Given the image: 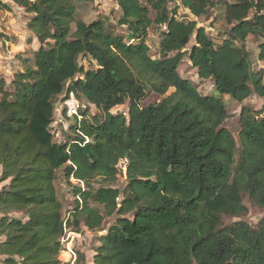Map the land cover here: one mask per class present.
<instances>
[{
  "label": "trees",
  "instance_id": "16d2710c",
  "mask_svg": "<svg viewBox=\"0 0 264 264\" xmlns=\"http://www.w3.org/2000/svg\"><path fill=\"white\" fill-rule=\"evenodd\" d=\"M78 1L92 0H0V11L30 15L39 43L11 89L0 77L2 264H64L66 234L103 231L113 215L91 264H264V217L254 227L220 221L246 212L244 195L264 208V108H241L237 143L221 97L264 99L262 72L252 70L245 46L249 36L261 38L264 64V0H179L194 18L218 11L220 42L196 20L178 18L170 0H115V25L77 18ZM153 26L163 27L157 58L146 42ZM80 55L96 68L80 65ZM185 56L217 96L179 74ZM68 91L97 113L79 108L56 140L55 98ZM148 92L162 98L141 106ZM126 102V113L110 112ZM121 161L122 190L114 185ZM60 179L74 197L66 215ZM74 264H85L83 255Z\"/></svg>",
  "mask_w": 264,
  "mask_h": 264
},
{
  "label": "rangeland",
  "instance_id": "374dc122",
  "mask_svg": "<svg viewBox=\"0 0 264 264\" xmlns=\"http://www.w3.org/2000/svg\"><path fill=\"white\" fill-rule=\"evenodd\" d=\"M77 4V18L89 23L98 17L106 18L110 24L115 25L119 16V8L115 0H92L89 2L78 1ZM169 7L177 8L176 16L180 19H194L197 22V26H203L205 30L213 37L216 42H220L221 38L218 36L219 32L225 29L222 25L220 15L217 10H212L207 15L194 18L189 14L188 10L181 6L179 0H170L168 2ZM30 15L26 13L22 8L12 6L11 10L0 11V77L6 82V87L11 89L10 81L14 78V75L25 69L26 66L31 65L33 62V54L39 47V43L33 38L31 33L27 29V21ZM118 31H122L121 28H117ZM161 31L163 27L153 26L149 29V33L146 38V42L150 48V54L152 57H158L157 49L158 43L161 38ZM191 42L185 48L188 49ZM262 39L252 38L249 36L246 39L245 46L249 53V59L251 61V68L253 71H261L264 80V64L258 59V44ZM78 62L85 69L96 68L95 62L89 57L78 56ZM179 74L189 80L197 91L202 95H214L218 94L214 91V83L211 79H201L197 76L196 69L193 68L185 56L178 66ZM170 89L169 92H172ZM65 93L55 98V108L50 130L54 136V139H63V133L68 130L69 125L73 122V118L63 114V98ZM225 108L227 109L229 116L225 121V127L233 134L236 142L238 143V131H239V113L244 106L253 110H260L264 108V99L258 97L254 93L245 99L243 102L238 103L230 99L227 95L221 96ZM162 97L155 93L148 92V95L140 103L141 106H146L159 101ZM80 108H89V114L97 113V110L93 105L80 100ZM128 109V102L123 105L113 107L110 112H123L126 113ZM124 164H121L120 173L117 176L115 187L121 190L126 185V179L124 174ZM7 183V182H4ZM3 183V184H4ZM94 186L97 187L101 183L95 181ZM58 198L63 207L64 215L72 208L74 204V197L70 190L65 185L63 180H59L57 183ZM243 205L246 207V212L240 216H234L229 214H221L220 221L222 226H228L237 221H243L248 225L254 227L264 217V208H260L252 203L247 195L242 198ZM94 205V203H92ZM128 214V213H127ZM120 215H126L125 211H122ZM117 215H113L105 220L103 231L90 232L86 228H82L80 233L68 232L64 238L65 250L59 255L60 260L64 264H74V260L78 254L83 255L85 264H91L93 256V248L97 244V236L105 234L107 228L114 223Z\"/></svg>",
  "mask_w": 264,
  "mask_h": 264
},
{
  "label": "built area",
  "instance_id": "2783aa9c",
  "mask_svg": "<svg viewBox=\"0 0 264 264\" xmlns=\"http://www.w3.org/2000/svg\"><path fill=\"white\" fill-rule=\"evenodd\" d=\"M63 107L65 114L68 117L79 119L80 100L78 99L74 91H68L65 93L63 99ZM121 164H124L125 167V163H123V161H121L118 166L121 167ZM0 264H2L1 257Z\"/></svg>",
  "mask_w": 264,
  "mask_h": 264
},
{
  "label": "water",
  "instance_id": "95a60500",
  "mask_svg": "<svg viewBox=\"0 0 264 264\" xmlns=\"http://www.w3.org/2000/svg\"><path fill=\"white\" fill-rule=\"evenodd\" d=\"M116 113H117V112H116ZM121 197H122V194L120 195L119 203H121Z\"/></svg>",
  "mask_w": 264,
  "mask_h": 264
}]
</instances>
